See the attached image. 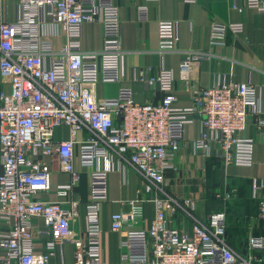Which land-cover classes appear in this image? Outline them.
I'll return each mask as SVG.
<instances>
[{
	"label": "built area",
	"instance_id": "built-area-1",
	"mask_svg": "<svg viewBox=\"0 0 264 264\" xmlns=\"http://www.w3.org/2000/svg\"><path fill=\"white\" fill-rule=\"evenodd\" d=\"M194 3L196 0H185ZM264 13V0H248ZM15 20H10L9 0H0V77L10 92L0 91V264H49L57 246L74 244V260L60 264H256L264 250V236L251 235L248 253L242 254L226 241V213L197 217L194 196L181 198L166 188L167 172L176 169L174 158L184 139L186 125L198 118L200 136L193 141L196 152L209 156L213 148L225 166H251L254 139L242 133L251 120L264 125L260 108L261 87L251 82H220L202 87L195 82V68L209 50L181 51L179 77L193 95V105H175V74L160 66L141 70L137 79L158 87L160 102H137L131 87L122 86L117 96L99 100L100 82L123 80L124 51L121 20L114 0H14ZM142 11L140 20H146ZM51 18V22L47 18ZM84 23L102 26L103 45L84 50ZM48 25L60 26L66 42L54 46ZM55 28V29H56ZM54 29V30H55ZM242 30L238 23H211L210 45H226L229 31ZM56 31V30H55ZM178 23L160 20L159 51L177 50ZM197 80V79H196ZM67 125L70 138L56 141L55 128ZM86 131L83 140L77 134ZM90 170L87 226L81 234L73 227L77 201L71 209L60 202L35 198L51 189V171L42 156H49L60 170L72 173L69 183H60L58 193L67 195L76 184L74 157ZM119 156L142 178L139 193L147 192L155 203V217L145 228L141 198L129 201V212L112 215V230L123 232V252L118 263L105 261L102 253L101 204L108 198L110 155ZM99 162L101 165L99 166ZM263 179L252 180L257 199L256 217L264 221ZM235 189L217 192L229 202ZM183 210L192 222L191 231L172 225L171 217ZM44 218L46 229L36 231L31 218ZM46 233L45 249L37 251L34 238Z\"/></svg>",
	"mask_w": 264,
	"mask_h": 264
},
{
	"label": "crops",
	"instance_id": "crops-1",
	"mask_svg": "<svg viewBox=\"0 0 264 264\" xmlns=\"http://www.w3.org/2000/svg\"><path fill=\"white\" fill-rule=\"evenodd\" d=\"M121 20V46L124 51L123 80L121 82H100L95 87V96L102 100L117 96L122 86L131 87L137 102H160L164 96L158 87H148L137 79L141 70L151 67L150 75L160 66L173 70L175 74V105L189 107L193 105V95L187 89L186 82L179 77L182 59L181 51L187 49L209 50L210 55L202 59L195 68V82L202 87H210L220 82H251L261 87L260 108L264 114V13L251 7L248 0H114ZM10 20L14 21L16 12L14 0H9ZM142 11H146V20H140ZM175 20L178 23L179 41L177 50L162 55L159 51L158 23L160 20ZM51 22V18H47ZM238 23L242 25L239 32L229 31L226 45H210L211 23ZM48 25L54 46L62 47L66 42L65 31L57 26ZM56 31H55V30ZM81 46L84 50H98L103 45L102 26L99 23H84L81 29ZM10 92L8 83L0 77V91ZM201 123L198 118L185 127L184 139L176 153V169L167 172L166 188L170 194L187 198L194 196L196 206L193 213L205 218L215 212L216 206L209 202L211 194L223 192L227 188L235 189L236 194L230 201L235 202L238 221L232 229L237 230L248 239L251 235L264 236V221L256 217L257 199L252 195V180H264V125L258 127L250 119L242 135L254 139L253 163L251 166H225L216 157L213 148L210 155L196 152L193 141L200 136ZM87 136L86 131L77 134L78 140ZM70 138L67 125L55 128L56 141ZM79 145H76L74 164L78 170V179L67 195L58 193L60 183H69L73 174L62 171L54 165L51 157L42 156L51 171V189L38 192L35 198L42 201L60 202L63 207L71 209V201H77V215L74 230L81 234L87 226V203L90 195V170L79 162ZM112 169L108 174V198L101 204V226L103 229L102 253L105 261L118 263L123 252V232L112 230V215L117 212H129V201L143 200L144 216L134 227L145 228L155 217V203L147 192L139 193L142 178L130 165L119 156L110 155ZM101 162H99V166ZM264 195V190H262ZM219 200V199H218ZM221 202H224L220 200ZM229 201V202H230ZM229 218H235L231 216ZM36 231H44L46 224L41 216L31 218ZM174 226L190 232L192 222L183 210H178L171 217ZM49 240L46 233H37L34 244L37 251H43ZM247 243V244H248ZM74 244L65 242L57 246L49 264H60L74 260ZM3 254V251H0ZM248 253V252H247ZM246 253V254H247ZM264 260V253L261 260Z\"/></svg>",
	"mask_w": 264,
	"mask_h": 264
},
{
	"label": "trees",
	"instance_id": "trees-1",
	"mask_svg": "<svg viewBox=\"0 0 264 264\" xmlns=\"http://www.w3.org/2000/svg\"><path fill=\"white\" fill-rule=\"evenodd\" d=\"M209 202L212 203L213 206L217 207V209H215V212L224 211L226 213L225 238L227 243L239 253L246 254L248 252V239H243V236L239 234L237 230L232 229L234 221H238L240 218V215H238L237 213L235 202H221L213 194H211V196L209 197ZM231 216H235V218H229ZM256 253L261 258L264 250L258 251ZM256 264H264V260L262 259L261 261L256 262Z\"/></svg>",
	"mask_w": 264,
	"mask_h": 264
},
{
	"label": "bare ground",
	"instance_id": "bare-ground-1",
	"mask_svg": "<svg viewBox=\"0 0 264 264\" xmlns=\"http://www.w3.org/2000/svg\"><path fill=\"white\" fill-rule=\"evenodd\" d=\"M226 83V82H225ZM230 83H235V82H230ZM214 86V85H213ZM211 87V86H210Z\"/></svg>",
	"mask_w": 264,
	"mask_h": 264
}]
</instances>
